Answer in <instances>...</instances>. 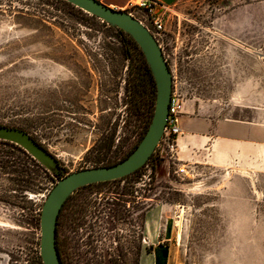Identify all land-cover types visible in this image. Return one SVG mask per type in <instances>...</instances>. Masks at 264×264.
<instances>
[{
  "label": "rangeland",
  "instance_id": "rangeland-1",
  "mask_svg": "<svg viewBox=\"0 0 264 264\" xmlns=\"http://www.w3.org/2000/svg\"><path fill=\"white\" fill-rule=\"evenodd\" d=\"M167 17L163 52L185 98L192 93L175 76L176 43L210 45L215 31L225 46L246 48L240 89L248 105L264 107V0H182ZM130 49L110 25L63 0H0V125L31 134L64 176L121 162L154 114L117 88L114 70ZM39 165L0 141V264H40L42 207L59 179ZM180 169L176 150L163 147L129 180L73 194L59 226L65 264H139L144 215L155 206L172 218L169 264H264V214L256 229H230L239 225L224 223L221 172H209L207 190V180L194 187Z\"/></svg>",
  "mask_w": 264,
  "mask_h": 264
},
{
  "label": "crops",
  "instance_id": "crops-1",
  "mask_svg": "<svg viewBox=\"0 0 264 264\" xmlns=\"http://www.w3.org/2000/svg\"><path fill=\"white\" fill-rule=\"evenodd\" d=\"M98 1L125 11L137 0ZM154 1L172 7L182 0ZM212 34L210 45L184 47L183 39L176 43L175 76L179 72L180 85L190 87L192 93L191 99L185 98L177 162L197 188L204 180L207 190L214 187L210 176L221 172L224 223L239 225L230 229L253 230L262 225L259 217L264 214V107L248 105L240 89L246 86V48L225 46L224 40L214 36L217 32ZM171 219L166 207L145 212L143 233L148 247L139 264H157V257L161 264L165 261L163 249L172 240Z\"/></svg>",
  "mask_w": 264,
  "mask_h": 264
},
{
  "label": "water",
  "instance_id": "water-1",
  "mask_svg": "<svg viewBox=\"0 0 264 264\" xmlns=\"http://www.w3.org/2000/svg\"><path fill=\"white\" fill-rule=\"evenodd\" d=\"M64 1L132 36L142 49L155 78L157 99L151 125L130 156L112 166L96 167L68 174L61 178L50 191L42 207L40 218V255L43 264H64L57 247L58 221L61 210L71 195L85 186L128 177L147 164L163 138L173 92V73L164 52L152 33L139 20L126 11L115 10L98 0ZM0 141L19 146L49 172L60 173L61 166L56 157L28 132L0 125Z\"/></svg>",
  "mask_w": 264,
  "mask_h": 264
},
{
  "label": "built area",
  "instance_id": "built-area-1",
  "mask_svg": "<svg viewBox=\"0 0 264 264\" xmlns=\"http://www.w3.org/2000/svg\"><path fill=\"white\" fill-rule=\"evenodd\" d=\"M169 9L170 7L154 0H137L131 1L125 11L139 20L152 33L162 50H164L161 40L167 32V13ZM185 104L186 99L183 93L176 88V82L173 81L167 126L155 153H158L163 147H168L170 151L176 150L177 139L181 134L180 123L184 114ZM179 172L186 173L185 169H180Z\"/></svg>",
  "mask_w": 264,
  "mask_h": 264
},
{
  "label": "trees",
  "instance_id": "trees-1",
  "mask_svg": "<svg viewBox=\"0 0 264 264\" xmlns=\"http://www.w3.org/2000/svg\"><path fill=\"white\" fill-rule=\"evenodd\" d=\"M64 1V0H63ZM66 2V1H65ZM68 3V2H67ZM68 4H70V3H68ZM72 5V4H71ZM74 6V5H73ZM77 8V7H76ZM81 10V9H80ZM83 11V10H82ZM92 16V15H91ZM93 18H97V17H95V16H92ZM97 19H99V18H97ZM102 21V20H101ZM105 24H107L106 22H104ZM109 25V24H108ZM111 28H113V29H115L119 34H120V36L121 37H124V38H126L127 40H128V42H129V44H131V47H132V49H130V51H132V52H129V50H128V52H127V60H129V61H132V62H134L139 68H141V69H143L144 71H146L147 73H149V76H150V98H151V106H150V108L153 106L154 107V112H155V106H156V99H157V85H156V82H155V78H154V76H153V73H152V71H151V68H150V66H149V64H148V62H147V59H146V57H145V55H144V53H143V51H142V49L140 48V46L137 44V42L132 38V36H130L129 34H127V33H125L123 30H121V29H119V28H116V27H113V26H111ZM152 97H154V100H155V102H154V104L152 103ZM133 105H134V108L136 109V110H138V111H141V110H145V109H143V108H139L138 107V104H137V102L135 101L134 103H133ZM136 107H138V108H136ZM146 108V107H145ZM149 108V109H150ZM149 109H147V110H149ZM153 116H154V114H153ZM153 119V118H152ZM152 122V121H151ZM150 125H151V123H150ZM150 125H149V127H150ZM149 127H148V129H149ZM148 129H147V131H148ZM147 131H146V133H147ZM145 133V134H146ZM32 136V135H31ZM145 136V135H144ZM143 136V137H144ZM33 137V136H32ZM143 137H142V139H143ZM34 138V137H33ZM35 139V138H34ZM141 139V140H142ZM36 140V139H35ZM37 141V140H36ZM4 143H9V144H13V143H10V142H6V141H3ZM37 142H39V141H37ZM141 142V141H140ZM40 145H42L41 143H39ZM15 145V144H14ZM138 145H139V143H138ZM137 145V146H138ZM137 146L129 153V155L128 156H130V154L137 148ZM19 147V146H18ZM46 148V147H45ZM19 149H21L22 151H23V153L31 160V161H33V162H35L36 164H37V161L36 160H34L26 151H24L22 148H20L19 147ZM47 149V148H46ZM155 153V152H154ZM153 153V154H154ZM127 156V157H128ZM126 157V158H127ZM126 158H124L123 160H125ZM152 159H153V155L150 157V159H149V161L147 162V164L149 163V162H151L152 161ZM122 160V161H123ZM146 164V165H147ZM145 165V166H146ZM159 166H160V164H158ZM39 166H42L41 164L39 165ZM112 166V165H111ZM43 167V166H42ZM44 168V167H43ZM143 168V167H142ZM141 168V169H142ZM140 169V170H141ZM153 169H154V172L158 169V166L157 165H154L153 166ZM44 170H46L45 168H44ZM140 170H138V171H136L134 174H132V175H130V176H128V177H125V178H123V179H120V180H116V181H114V182H120V181H124V180H129L132 176H134V175H136ZM48 171V170H47ZM46 171V172H47ZM53 174V173H52ZM53 177H55V178H57V179H61V178H63L64 177V175L61 173V171H60V173H58V174H53ZM52 180H53V178H51ZM111 182H113V181H111ZM105 183H108V182H105ZM98 184H104V183H98ZM98 184H93V185H89V186H85V187H82V188H80V189H78L77 191H79V190H81V189H86V188H88V187H91V186H94V185H98ZM76 191V192H77ZM75 192V193H76ZM74 193V194H75ZM71 197H72V195L68 198V200L65 202V204H64V206H63V208H62V210H61V213H60V216H59V221H58V234H57V247H58V250H59V254H60V257H61V259H62V261H63V263L65 264V260L63 259V256H62V254H61V250H60V245H59V242H60V240H59V226H60V224H61V220H62V216H63V211H64V209H65V207H66V204L69 202V200L71 199ZM169 231H170V224H169V226H168V233H169ZM168 256H169V251H168V247H166V248H164L163 249V258H164V262L162 263V264H166L167 262V259H168ZM39 261H40V264H43V260H42V258H41V255L39 254ZM157 264H161L160 262H159V258L157 257Z\"/></svg>",
  "mask_w": 264,
  "mask_h": 264
},
{
  "label": "flooded vegetation",
  "instance_id": "flooded-vegetation-1",
  "mask_svg": "<svg viewBox=\"0 0 264 264\" xmlns=\"http://www.w3.org/2000/svg\"><path fill=\"white\" fill-rule=\"evenodd\" d=\"M116 69L114 79L117 81V88L124 85L126 97L132 100V104L136 101L139 108L149 109L151 106L149 73L129 60L126 66L123 64L121 69L118 70V67Z\"/></svg>",
  "mask_w": 264,
  "mask_h": 264
}]
</instances>
